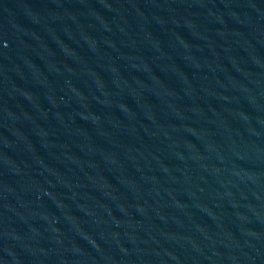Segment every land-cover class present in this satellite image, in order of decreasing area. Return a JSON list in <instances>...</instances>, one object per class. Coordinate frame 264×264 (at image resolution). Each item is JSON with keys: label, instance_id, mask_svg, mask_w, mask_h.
Listing matches in <instances>:
<instances>
[{"label": "water", "instance_id": "95a60500", "mask_svg": "<svg viewBox=\"0 0 264 264\" xmlns=\"http://www.w3.org/2000/svg\"><path fill=\"white\" fill-rule=\"evenodd\" d=\"M0 264H264V0H0Z\"/></svg>", "mask_w": 264, "mask_h": 264}]
</instances>
